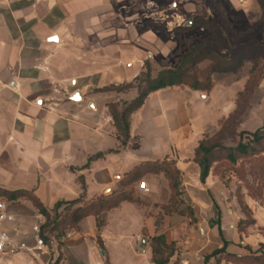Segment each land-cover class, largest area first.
<instances>
[{
	"label": "crops",
	"instance_id": "obj_1",
	"mask_svg": "<svg viewBox=\"0 0 264 264\" xmlns=\"http://www.w3.org/2000/svg\"><path fill=\"white\" fill-rule=\"evenodd\" d=\"M168 1L0 0L1 190L32 192L52 210L82 194L85 201L109 195L137 165L164 159L174 160L193 184L190 194L208 185V178L200 180L195 149L232 114L233 101L217 89L218 76L232 73H215L209 93L184 85L152 92L132 114L124 145L108 105L131 102L138 89L99 91L133 82L146 61L153 77L175 68L202 41L191 22L188 29L174 28L180 15L159 18ZM143 182L149 191L136 184V197L167 202L164 174H149ZM7 200L15 220L6 228L31 250L0 253V264H155L150 237L157 233L158 210L152 206L125 201L107 213L100 231L96 217L87 216L62 236L46 233L45 246L38 247L33 227L45 218L25 197ZM211 202L217 215L203 220L204 239L179 238L178 227L188 229L186 223L175 218L171 229L165 219L161 232L179 247L167 264H216L213 252L225 241L227 252L244 254L239 235L227 237L220 207ZM216 232L220 240L213 238L215 249L207 251L205 242Z\"/></svg>",
	"mask_w": 264,
	"mask_h": 264
},
{
	"label": "rangeland",
	"instance_id": "obj_2",
	"mask_svg": "<svg viewBox=\"0 0 264 264\" xmlns=\"http://www.w3.org/2000/svg\"><path fill=\"white\" fill-rule=\"evenodd\" d=\"M164 7L172 16L180 15L177 18L181 25L176 26L178 25L176 24L174 28L183 30L188 29V22L197 21L200 23L201 20L219 26L221 14L226 16L228 28L221 26L218 32L216 40L218 48L228 56L240 48L250 55V59L244 60L236 73L218 76L219 96L227 98L228 102L231 99L233 108L230 112L232 116L227 121L224 130L218 134L216 141L227 147L235 146L241 137L248 141L250 137L246 134L241 135V133L256 131L262 127L264 121V0H243L242 2L237 0H169ZM190 28L197 32L196 39H202L201 42L215 41V33L211 29L202 27L200 24H195ZM207 33L210 36L204 39ZM241 92L243 93L241 94ZM226 120L227 116L221 123ZM211 135L213 136L215 133ZM215 167L216 164L213 165L208 176V185L200 187L199 191L193 194H190L188 190L191 183L187 179L185 180L181 173L178 210L183 212L165 215L158 234H163L167 240L166 235L161 232V228L165 219L169 217L171 229L176 226L175 218L181 219L188 226V229L178 227L176 236L179 238L204 239L200 228L206 229L203 220L215 217L216 209L211 202L214 201L220 207V222L227 237L231 238V233L239 235L240 240L237 246L243 250L244 254H233L256 256L264 253V152L255 156L242 157L235 164L224 161L216 170ZM165 178L169 187V181L166 176ZM143 180L144 178L136 184L140 185ZM170 196L169 187L167 202L163 204L137 198L144 201L145 204L141 206H152L158 210L154 214L156 221V216L163 213L160 206L168 204ZM214 235H209V242H205L207 251L215 249L214 239L220 240L218 232ZM152 237H150V241ZM241 242L244 244L241 245ZM168 243L174 244L175 255L179 251L177 241ZM215 259L216 264H222L224 261L229 264H247L239 261H227L224 255L215 256Z\"/></svg>",
	"mask_w": 264,
	"mask_h": 264
},
{
	"label": "trees",
	"instance_id": "obj_3",
	"mask_svg": "<svg viewBox=\"0 0 264 264\" xmlns=\"http://www.w3.org/2000/svg\"><path fill=\"white\" fill-rule=\"evenodd\" d=\"M261 1V0H259ZM200 24L202 27L209 28L215 33V41L205 40L194 46L187 52L181 63L175 68H166L161 70L156 77L152 76V67L149 61L144 64V71L138 75L131 83L120 85H111L100 89L99 91H117L125 92L131 88L138 89V96L129 103H110L109 111L113 118L115 127L118 132L120 144L124 145L129 138L130 122L132 114L137 111L145 102L146 98L152 92L169 87V86H187L193 90L209 93L214 87L213 75L215 73H236L242 66L243 61L250 59V55L246 51L237 48L231 55H224L218 48L216 40L218 32L222 28H228L226 16L221 14L220 25L216 26L207 21H193L192 26ZM250 50V49H249ZM247 54V55H246ZM206 63V65H204ZM248 82L246 84L247 88ZM243 92H241L242 94ZM221 123L220 130L215 135H206L199 141L195 149L194 161L200 167V180L202 183L208 178L214 164L215 170L222 162L228 161L235 164L240 158L247 156H255L264 152V121L262 127L252 133L246 134L250 139L245 141L242 137L239 142L232 147H227L216 141L218 134L224 130L227 121ZM103 156L102 153L93 158ZM91 158V160L93 159ZM174 160H157L152 162H144L137 165L133 170L128 172L122 181L118 184L116 190L109 195H101L91 201H85L82 194L79 198L71 201H59L52 210L45 205L29 191H6L0 189V195L7 197L9 200L25 197L33 202L45 218V222L41 225L40 236L45 242L48 237L46 233H56L57 236L66 234L69 230L79 228L80 222L87 216H95L97 227L100 231L106 224L107 213L120 206L121 203L128 201L139 205H144V201L138 199L134 193L135 184L141 181L148 174H164L171 190V196L168 204L161 205L163 213L156 216L157 234L151 239L153 251V262L155 264H167L174 255V244L168 243L163 234H158L165 215L178 210L181 172L174 164ZM192 216V211L190 212ZM228 242L217 248L213 252V256L224 255L227 261H239L247 264H264V253L256 256H240L227 252Z\"/></svg>",
	"mask_w": 264,
	"mask_h": 264
},
{
	"label": "built area",
	"instance_id": "obj_4",
	"mask_svg": "<svg viewBox=\"0 0 264 264\" xmlns=\"http://www.w3.org/2000/svg\"><path fill=\"white\" fill-rule=\"evenodd\" d=\"M242 2L243 0H237ZM173 17L168 13V10H163L160 13L159 18L162 20H169ZM178 26L181 25L180 22H177ZM139 187L144 191H149L145 182H141ZM15 220L14 215L8 210V200L0 196V253H19L21 251H30L25 241H19L15 239L9 230L6 228V224L11 223ZM41 225L37 224L33 227V231L37 235V246L44 247L45 242L40 236Z\"/></svg>",
	"mask_w": 264,
	"mask_h": 264
},
{
	"label": "water",
	"instance_id": "obj_5",
	"mask_svg": "<svg viewBox=\"0 0 264 264\" xmlns=\"http://www.w3.org/2000/svg\"><path fill=\"white\" fill-rule=\"evenodd\" d=\"M107 191H106L107 194L111 192L110 190H109V192H107ZM139 240H140V246L142 248H144L145 247V238L144 237H140Z\"/></svg>",
	"mask_w": 264,
	"mask_h": 264
}]
</instances>
